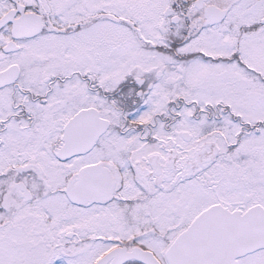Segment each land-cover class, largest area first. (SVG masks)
I'll list each match as a JSON object with an SVG mask.
<instances>
[{"label":"snow or ice","instance_id":"1","mask_svg":"<svg viewBox=\"0 0 264 264\" xmlns=\"http://www.w3.org/2000/svg\"><path fill=\"white\" fill-rule=\"evenodd\" d=\"M0 264H264V0H0Z\"/></svg>","mask_w":264,"mask_h":264}]
</instances>
